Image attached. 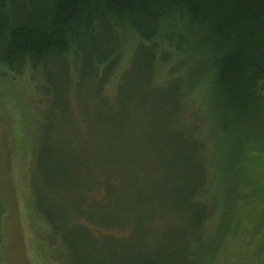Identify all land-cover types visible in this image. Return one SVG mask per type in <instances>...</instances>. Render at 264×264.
<instances>
[{
    "label": "trees",
    "instance_id": "trees-1",
    "mask_svg": "<svg viewBox=\"0 0 264 264\" xmlns=\"http://www.w3.org/2000/svg\"><path fill=\"white\" fill-rule=\"evenodd\" d=\"M84 61L94 65L108 111L121 97L112 120L120 131L110 138L133 141L152 127L174 140V160L186 162L187 199H199L205 212L191 223L182 264H202L214 251L220 206L213 142L230 145L226 179L239 187L235 200L263 202L246 155L251 145L264 154V0H0V79L28 76L53 115L64 111V89ZM196 101L205 109L196 110ZM38 148L45 173L55 174L49 148ZM79 221L92 233L102 227Z\"/></svg>",
    "mask_w": 264,
    "mask_h": 264
},
{
    "label": "rangeland",
    "instance_id": "rangeland-1",
    "mask_svg": "<svg viewBox=\"0 0 264 264\" xmlns=\"http://www.w3.org/2000/svg\"><path fill=\"white\" fill-rule=\"evenodd\" d=\"M102 28L98 44L105 46ZM93 67L77 64L64 89V111L53 115L49 103L37 99L28 76L0 79V264L184 260L195 230L191 223L205 213L199 199L193 204L187 199L186 162L174 160V140L157 136L152 127L141 128L133 141L109 137L120 131L112 120L119 118L121 97L113 101L116 111H108ZM194 108L205 109L198 101ZM216 142L211 157L220 206L211 234L214 251L202 254V264H264V192L263 202L235 200L239 187L226 179L230 145L224 138ZM38 143L49 148L55 174H46V163L36 157ZM246 157L252 182L264 186V154L251 145ZM249 190L240 192L249 195ZM79 219L103 228L92 233ZM108 226L116 230L106 233Z\"/></svg>",
    "mask_w": 264,
    "mask_h": 264
}]
</instances>
